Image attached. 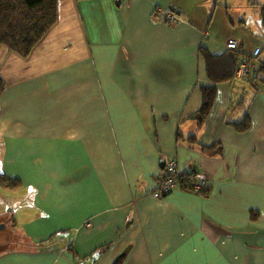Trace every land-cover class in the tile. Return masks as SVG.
<instances>
[{
  "label": "crops",
  "instance_id": "0c3cea01",
  "mask_svg": "<svg viewBox=\"0 0 264 264\" xmlns=\"http://www.w3.org/2000/svg\"><path fill=\"white\" fill-rule=\"evenodd\" d=\"M243 3L58 0L28 56L0 47V176L18 184L5 188L21 193L23 237L0 264H264V87L250 82L264 3L248 2L249 21ZM166 8L183 20L165 23ZM230 39L262 49L241 57L255 67L239 91ZM204 87L216 97L200 125ZM171 159L210 179L207 198L152 196Z\"/></svg>",
  "mask_w": 264,
  "mask_h": 264
},
{
  "label": "trees",
  "instance_id": "16d2710c",
  "mask_svg": "<svg viewBox=\"0 0 264 264\" xmlns=\"http://www.w3.org/2000/svg\"><path fill=\"white\" fill-rule=\"evenodd\" d=\"M57 4L58 0H0V47L6 46L24 57L28 56L34 46L41 41L48 30L57 22ZM260 7V21L264 27V5H260ZM243 55L240 51H228L227 60L230 63L227 62V64L228 66L231 64L233 71L226 78L223 76L225 80L236 79L235 73L238 70V62ZM214 81L218 82L216 78H214ZM250 82H254L257 88L264 87V61L261 63L259 73ZM4 90V82L0 78V96ZM202 93V108L193 115V118L200 121V125L210 115L216 97V87H204L202 88ZM238 127L240 130L247 128L244 122L238 124ZM180 139L185 138L180 135ZM188 140L198 142L196 136H191ZM219 146L220 144H216L210 148H204V150L212 152V155H221L222 149H218ZM197 178L198 174L195 173L180 174L177 178L178 187L176 189L194 192L207 198L210 193L209 187L200 191H196L193 188V184ZM12 181L11 179H6L4 176H0V183L4 187L15 190L18 184L15 185Z\"/></svg>",
  "mask_w": 264,
  "mask_h": 264
},
{
  "label": "rangeland",
  "instance_id": "374dc122",
  "mask_svg": "<svg viewBox=\"0 0 264 264\" xmlns=\"http://www.w3.org/2000/svg\"><path fill=\"white\" fill-rule=\"evenodd\" d=\"M243 2H244L243 3L244 6H240L238 4L236 12L239 13V11L241 10V7H244V9L242 10V13L244 14V11L247 13V20L249 21L250 20V14H255V12H254L255 10L253 11V9H251L249 7V6H251V3L249 4L248 2H252V3L259 2V3L263 4L264 0H249L248 2H247V0H243ZM234 7H235V5L231 9L233 10ZM250 22L252 23L253 28L255 30H257L256 24L257 25L259 24L260 26H262L261 21L258 20L257 16H255L253 19H251ZM259 48H261V47H259ZM255 50L252 52V54H245L241 51V43H240L239 49L237 51H240V53L244 54L243 56H246L249 59H251L254 57ZM228 51H229V49H228ZM237 51H235V52H237ZM261 52H262V49H261ZM241 60H242V58L239 60L238 66H239ZM249 62L252 66L251 72L249 74V77L242 79V80H239L241 82H243V80H247L248 78H251V75L253 73L255 66L252 64V62L250 60H249ZM237 75H238V70L235 73V77H237ZM237 80L238 79L236 78V83H234V84L231 83L233 91H235V90L239 91L240 90V87H239L240 84H239V82H237ZM252 81H253V79H252ZM244 94H245V91H244ZM244 99H245V96L242 98V100H244ZM166 165H167V163H166ZM179 175H180V173H179ZM20 196H21V193L19 190L18 191H10V190H7L5 187L0 186V224H5V223L8 224L6 229L0 232V253L5 252V251L20 249V247H21L20 244L17 243L16 241L23 238L22 232L17 227H15V225L12 224V219L14 218V213H13L12 207H20L21 206V201L19 199ZM152 196H153V194H152ZM17 223H19V221H17Z\"/></svg>",
  "mask_w": 264,
  "mask_h": 264
},
{
  "label": "built area",
  "instance_id": "2783aa9c",
  "mask_svg": "<svg viewBox=\"0 0 264 264\" xmlns=\"http://www.w3.org/2000/svg\"><path fill=\"white\" fill-rule=\"evenodd\" d=\"M155 14H159L162 20L168 25L178 24L183 20L184 14L181 10L176 8L157 9ZM240 42L237 39H230L227 42L226 48L230 51H237L239 49ZM261 48H257L254 52V57L259 56ZM251 64L248 58H242L238 66V75L236 78L245 79L249 77L251 72ZM179 164L175 159H171L167 162L165 170L159 179L156 187V191L153 193V197L156 199H162L167 196L178 187V176H179ZM210 187V180L207 177H198L196 182L193 184V188L196 191L205 190Z\"/></svg>",
  "mask_w": 264,
  "mask_h": 264
},
{
  "label": "water",
  "instance_id": "95a60500",
  "mask_svg": "<svg viewBox=\"0 0 264 264\" xmlns=\"http://www.w3.org/2000/svg\"><path fill=\"white\" fill-rule=\"evenodd\" d=\"M163 165L165 166V163H163ZM5 229H6V224H0V232L5 230Z\"/></svg>",
  "mask_w": 264,
  "mask_h": 264
}]
</instances>
